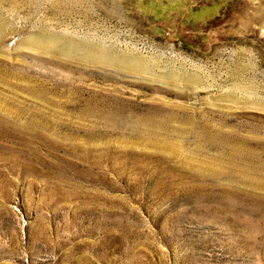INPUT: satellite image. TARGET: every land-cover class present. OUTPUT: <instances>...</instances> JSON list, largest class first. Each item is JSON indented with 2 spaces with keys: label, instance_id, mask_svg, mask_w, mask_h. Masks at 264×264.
Listing matches in <instances>:
<instances>
[{
  "label": "rangeland",
  "instance_id": "374dc122",
  "mask_svg": "<svg viewBox=\"0 0 264 264\" xmlns=\"http://www.w3.org/2000/svg\"><path fill=\"white\" fill-rule=\"evenodd\" d=\"M0 118V264H264V0H0Z\"/></svg>",
  "mask_w": 264,
  "mask_h": 264
},
{
  "label": "bare ground",
  "instance_id": "6f19581e",
  "mask_svg": "<svg viewBox=\"0 0 264 264\" xmlns=\"http://www.w3.org/2000/svg\"><path fill=\"white\" fill-rule=\"evenodd\" d=\"M257 12H258V11H257ZM259 13H261V12H259ZM261 14H262V13H261ZM255 15H256V14H255ZM255 17H256V16H255ZM258 17H261V15L259 14V15L257 16V18H258ZM257 18H256V19H257ZM4 72H5V71H4ZM8 74H9V73H8ZM2 76H3V75H2ZM4 76L6 77V75H4ZM7 77H9V76H7ZM1 121H2V122L5 124V126H6V124H7L6 122H7V121L4 122L3 119L1 120V118H0V126H2V122H1ZM32 122H33V121H32ZM33 123H34V122H33ZM9 125H10V124H9ZM29 126H30V125H29ZM34 126H35V124H34ZM15 127H16V126H15ZM4 128H5V127H4ZM55 145H56V144H55ZM36 152H37V151H36Z\"/></svg>",
  "mask_w": 264,
  "mask_h": 264
}]
</instances>
